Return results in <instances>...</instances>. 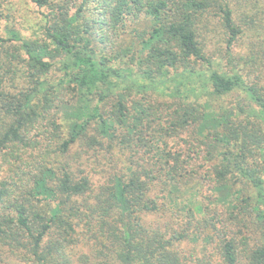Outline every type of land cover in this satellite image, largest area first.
<instances>
[{"label":"trees","instance_id":"1","mask_svg":"<svg viewBox=\"0 0 264 264\" xmlns=\"http://www.w3.org/2000/svg\"><path fill=\"white\" fill-rule=\"evenodd\" d=\"M33 1L47 38L0 36V264H264L258 0Z\"/></svg>","mask_w":264,"mask_h":264},{"label":"rangeland","instance_id":"2","mask_svg":"<svg viewBox=\"0 0 264 264\" xmlns=\"http://www.w3.org/2000/svg\"><path fill=\"white\" fill-rule=\"evenodd\" d=\"M0 2L2 3L0 8L1 37L9 38V30L14 29L27 39L42 41L47 38L42 20L44 13L33 0H0ZM248 10L250 15L262 19L264 17V0L250 4ZM231 98L232 95L227 100L230 101Z\"/></svg>","mask_w":264,"mask_h":264}]
</instances>
